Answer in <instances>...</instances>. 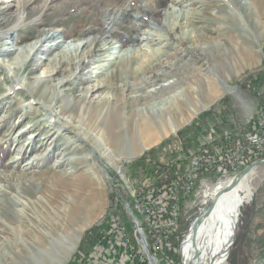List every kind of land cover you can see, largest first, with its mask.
Wrapping results in <instances>:
<instances>
[{"label":"rangeland","instance_id":"374dc122","mask_svg":"<svg viewBox=\"0 0 264 264\" xmlns=\"http://www.w3.org/2000/svg\"><path fill=\"white\" fill-rule=\"evenodd\" d=\"M125 7L127 10L124 11ZM20 12L24 16L23 21L18 19ZM50 34L55 37L39 53L35 49V58L28 62L31 67L18 76L26 77L32 87L42 83L47 76L45 72L49 67L45 60L59 52L55 49L48 53L47 47L50 49L62 42L75 53L81 42L96 43L80 67L74 64L71 69L66 66L59 68L57 74L48 80L50 83L43 87L49 92L42 97V104L39 105L24 89L15 87L14 78L9 73L18 61H24L28 55L21 51L22 48L30 50ZM105 43L110 44L115 55L139 54L143 60H147L145 56L152 58V53L158 52V57L161 54L158 61L171 79L174 75L181 79L189 74L191 76L197 69L219 71L224 57L228 56L233 64L229 82L236 87L238 95L221 93L216 99H209L175 133H169L134 158L118 151H102L104 146L100 140L106 136L100 121H88L86 118L77 123L74 115L76 125L92 130L91 143L78 140L71 129H64L62 125L69 120L72 122L73 118L70 112L66 115L67 99L80 102L87 108V88L99 85L97 94H88V100L96 103L98 96L109 95L108 90L103 88L107 73H97L100 69L96 66L99 64L94 63L100 47ZM245 49L252 50L254 54L240 67L243 62L241 51L245 52ZM225 50H228L227 53ZM0 51L4 53L2 62L6 65L5 71L0 69V223L7 226L12 221L18 226L14 219L16 215L24 229L29 225L36 232L51 231L52 223L63 219L77 194L89 198L91 204L85 207L84 223L88 224L90 217L93 220L81 228L83 236L65 264L71 261L72 264L86 263L87 260L103 264L102 255L106 258L105 263L112 264L117 243L123 244L127 240L131 247L136 248L135 260L141 262L140 256L144 251L137 245L139 235L133 232L132 217L127 209L132 211L131 207L138 202V198L151 201L154 206L148 208L154 213L159 210L160 199H151L152 191H146L153 179H159L153 170L180 160L184 165L189 164L191 159L202 156L204 151L212 152L218 146L216 138L220 142L219 147L239 145L243 148L254 131L256 111L263 110L260 103H264V2L260 5L258 0H15L13 3L0 0ZM160 72L154 73L158 78L157 85L166 80L158 77ZM236 96H242L243 101ZM51 99L56 100L53 101L55 110L63 114L59 125L62 128L56 133L53 126H47L54 122L48 120L44 110V104ZM118 107L127 118L132 114L129 106ZM55 124L58 126V123ZM192 128H197V134L188 137L185 132ZM74 130L80 133L81 127ZM78 146L82 149H77ZM93 151L97 160L87 156ZM39 154L46 158L44 163L35 161V168L25 171L27 161ZM185 154L187 159L182 158ZM261 160L264 159L253 157L237 170L223 166L217 172L212 171L217 170L216 167L210 168L211 172L203 173L196 180L194 193L177 205L179 210L173 213L172 221L164 218L160 223L153 217L150 222L149 216L142 217V223L145 228L148 227L146 232L157 231V225L159 231H163L165 246L168 236L177 233L178 247L174 255L169 258L154 256L156 262L182 264V244L192 240L190 228L216 197L215 194H208V189L233 180L252 163ZM146 164L152 169L151 175V171L145 169ZM254 171L249 181L254 189L253 199L240 208L236 233L221 253L219 264H264V166ZM173 192L175 197L176 191ZM89 207L92 208L90 213L87 212ZM117 224L125 229L124 235L114 232ZM93 228L97 229L102 239L93 248H88L89 240L85 241V238ZM12 233L0 234L1 258L9 255L15 243L16 237ZM25 237L24 233H18L16 240L20 242L17 243H24ZM104 241L110 250L106 254L102 252ZM110 241L111 244L108 243ZM144 262L149 264V261Z\"/></svg>","mask_w":264,"mask_h":264},{"label":"bare ground","instance_id":"6f19581e","mask_svg":"<svg viewBox=\"0 0 264 264\" xmlns=\"http://www.w3.org/2000/svg\"><path fill=\"white\" fill-rule=\"evenodd\" d=\"M14 1L15 0H8V2L11 3ZM258 1L260 5L264 2V0ZM19 3L20 2H18V4ZM22 7L25 8V5ZM125 10H127L126 7L124 11ZM18 19L22 21L24 19L21 12L18 15ZM54 37V34L44 37L39 42L35 43L30 50L22 48L21 51L24 53L27 52L28 55L25 56L24 61H18V63L15 64V68H11L9 73L10 76L14 78V82L16 83L15 87L24 89L31 98L33 97L35 104H42V97L49 92L47 88L43 89V87L48 85V80L57 74L59 68L66 66L67 69H71L74 64L80 67L82 60L89 56L92 52V47L96 43V41H93L91 44H88L89 41L81 42L75 49V53L67 49L66 46H63L62 42L56 43V45L53 47L51 46L50 49L47 47L46 52L48 53L54 52L55 49L59 50V52L55 56L50 57V59L45 60L49 67L45 72L47 76L45 75V79H43L42 83L38 82L36 87H32L29 82L26 81V77L21 78V76H18L20 74L23 75L26 69L31 67L28 62L31 58L32 60L35 58V49H37L39 53L41 49L45 47L44 45ZM252 39L256 41L254 37ZM111 50L109 43L103 44L94 60L95 64H99L96 68L102 70H99L97 73H107V80L103 81L105 82L103 88L108 90L107 92L109 95L98 96L96 103L88 100V94L91 96L97 94L100 87L99 85L97 88H93L92 86L87 88L88 94L85 96L89 104L87 108L84 104L81 105L80 102L76 103L75 100L69 101V99H67L66 115L70 112L69 115H72L73 118L72 122L69 120L65 125H62L64 129H71V132L75 134L78 140L91 143L92 130L80 124L76 125L75 122H73L74 115L77 123L78 121H84L86 118H88V121L93 119L97 120L96 122L100 121L99 125L102 126L103 132L105 130L104 134L106 136V138H101L100 140L104 146V150L102 151L107 150L110 153L118 151L121 154L124 153L129 155L130 158H134L141 151H145L150 146L159 143L160 140L166 138L169 133H175L181 125L189 121L191 116L196 115L200 110L199 107L205 105L209 99L214 100L216 97H219L221 93L231 95L238 93L236 87L234 88L229 82L232 78L230 70L232 72L233 64L231 60H228V56L224 57V62L219 71H207V68H204V70L197 69L191 76L189 74L181 79L178 78L177 75H174L175 77L171 79L168 78L170 74L163 69L160 60L158 61L161 57V54H159L160 56L158 57V52H153L152 58L145 56L147 60H143V57H140L139 54L135 56L129 54H127V56L121 54L115 55ZM227 51L228 50H225L224 52L227 53ZM252 54H254V52L250 49H245V52L241 51L243 62H241L239 66L243 67ZM3 55V51H0V69L5 71L4 66L6 65H3L2 62ZM50 70L51 73H49ZM155 72H160L159 75L157 74L158 77L166 79L164 83H159L157 85L158 78L155 77ZM202 72L204 75H202ZM114 80L117 82H114ZM127 91L129 92L127 93ZM237 98L243 101L242 96H238ZM53 101L56 100L44 104V110L47 112L48 120L54 122L47 126H53V129H56V133L62 128L59 125L61 124L60 116L63 114H59L55 110ZM76 105H78L77 108ZM122 105L129 106L132 110V114H129L128 118L124 116L126 113H124L122 109H118V106ZM55 123H58V126H56ZM78 126L81 127L80 133L74 130ZM72 141L74 143L77 142L76 140ZM77 149L82 148L78 146ZM87 156L96 160L98 159L95 151L91 152V154L88 153ZM32 158L34 161H32ZM32 158L25 164V171H30L35 168V161L44 163L46 160V158L42 157V154L36 157L33 156ZM207 164L208 163L202 164V171L206 170ZM209 165H212V163H209ZM254 174L255 171H252V173L239 182L237 188L222 193V197L220 200H217L211 215L200 225L196 237V246L200 254L199 260H196V251H194L193 248V237L192 240H190L191 242L187 241L189 243L186 242L187 244H182L183 256L186 258V261L190 262L189 264H196L197 262L198 264L220 263L219 259L221 253L224 248L228 246V242L236 233V226L240 217V208L253 199L254 189L249 181ZM108 175L109 174H107V176ZM231 181L232 180H228L218 183L217 186L209 188L208 194L217 195L228 187ZM180 183L178 180L174 183L175 190L177 188L185 190L184 185ZM78 200H81V202ZM72 201H74V204L70 210H66V213L64 215L62 214L63 219L59 218L55 223H52L51 231L36 232L30 228L29 225L24 229L21 220H19L16 215L14 219L16 223H18V226L13 224L12 221H9L7 226H3L2 223H0V234L12 231V234H14L16 238L18 233H24V235H26L24 243L21 245L17 243L19 240L15 238V243L13 242L14 245L11 244V252L9 255L5 258H1L3 256L2 254L0 255V264H65L71 253L75 252L83 236V233L80 232L81 228L85 227V225H89L93 220V218L90 217L88 218V224L87 222L84 223L85 207L91 204L89 198H84L77 194ZM91 211L92 208L89 207L87 212L90 213ZM21 228L24 230H21ZM121 229L122 232H124L125 229L123 227H121ZM13 246L16 247L12 248Z\"/></svg>","mask_w":264,"mask_h":264},{"label":"built area","instance_id":"2783aa9c","mask_svg":"<svg viewBox=\"0 0 264 264\" xmlns=\"http://www.w3.org/2000/svg\"><path fill=\"white\" fill-rule=\"evenodd\" d=\"M255 127L254 131L248 136V143L241 148L239 145H236L234 147H219L220 142H218V139L216 138L215 140L218 143V146L214 147L212 152H209L208 150L204 151L202 156H197L191 159L189 164H186L183 166V170L179 172L176 176H181L182 179V184L185 187V193L186 194H191L194 193V191L197 188L196 180L199 178L200 175H202V169L201 166L202 164L206 163H212V168H217V170H212V171H221V168L223 166L230 167L234 170H237L243 163H249L253 157L259 158V159H264V110L260 109L256 111L255 114ZM215 140H212L215 141ZM204 144V143H203ZM199 154H201L199 152ZM187 159V158H185ZM211 172V171H209ZM173 191H174V180L171 183ZM157 195V194H156ZM161 195H158L157 198H152V195L150 196L151 199H158ZM170 197H168L169 199ZM168 199L166 200L165 197H161L160 201L161 204L158 205L159 210L154 213L151 211L148 207H153V203L151 201H143L137 198L138 202L134 203V210L136 215H134V212L132 211V226H133V232H136V235H139V243L137 245L143 249V251H146V257L144 256V252H142V255L140 256V261L145 264V260L149 264H158L155 260V257L152 255L153 262H151L148 259L147 256V251L151 253V247L153 248L154 251L156 252H162L163 248L165 247V242H164V234L163 231H159V226L157 225V231H147L145 228V224L142 223V217H145L146 215L150 217V222L152 221L151 219L154 217L155 221L156 219L158 220L157 222L162 223V219H164V215L167 212V207H168ZM173 199V197L171 198ZM153 200V201H154ZM141 208H144L143 210ZM148 208V209H147ZM154 215V216H153ZM170 220L171 216V210L170 214L168 215ZM154 221V222H155ZM151 230V229H150ZM111 231V230H110ZM121 235H124V232H122L121 226L117 224L115 226V231ZM126 240V239H125ZM116 242H117V237H116ZM111 244L112 242H108ZM124 245V246H122ZM107 244L102 242V252L103 254L108 253L110 250L106 248ZM115 246H113L114 248ZM116 248V247H115ZM114 248V249H115ZM119 248H125L126 250L125 253L128 255V264H136L135 259L137 258V255L134 253V250L136 249L135 247H131V244L129 240L124 241L123 244L117 243V250H114V259H117V255L119 252ZM101 250V249H99ZM125 255V254H124ZM103 257V264L105 263L106 258L104 255ZM151 262V263H150ZM78 264H96L95 262H92V260H87L86 263L79 262ZM112 264H116L112 261Z\"/></svg>","mask_w":264,"mask_h":264},{"label":"trees","instance_id":"16d2710c","mask_svg":"<svg viewBox=\"0 0 264 264\" xmlns=\"http://www.w3.org/2000/svg\"><path fill=\"white\" fill-rule=\"evenodd\" d=\"M261 108H263L264 110V103H260ZM145 157H143V161ZM181 159V158H180ZM148 160V159H147ZM142 161V162H143ZM147 165V164H146ZM149 165H147L145 167V169L148 171H151V173L149 175L152 174V169L148 168ZM184 163L183 161H176V163L169 164L167 165V167L165 165H160L157 166V171L153 170V173L156 172L157 175H159V179L155 178L152 180V183L149 185V188L146 189L152 191V198H157L158 195H161L160 197H158V199H161V197H165L166 200L168 199V197H170L168 199V207H167V212L164 215L165 219H169V214H170V210H171V216L170 220L172 221V219H174L173 213L179 208L177 207V205H180V201L184 200L188 197H190L193 193L191 194H186L185 190L182 188H177L175 190L174 187V191H176V196L173 197L172 195H175V192H173V188H172V181L174 180V183L178 180V182L180 184H182V179L181 176H176L179 172H181L183 169ZM142 168V167H141ZM212 167H207L206 170H204L202 172L206 173L209 172ZM206 171V172H205ZM147 179H151L150 177H147ZM142 193V192H141ZM141 193H139L140 195H142ZM145 193V192H144ZM157 194V195H156ZM179 196V198H178ZM173 197V199H171ZM178 201V202H177ZM132 211L134 212V215H136L135 210L133 207H131ZM86 240H89V245L88 248H93V246H95V244H97L98 242L101 241L102 237L100 238L99 233L97 232L96 228H93L91 230H89L86 234ZM177 233L175 235H169L168 239H167V245L163 248L162 252H156L153 250V248L151 247V254L155 257H167L169 258V256H173L174 253L176 252V248L178 247V239L176 238ZM134 237V234H133ZM185 240H183L184 242ZM135 262H137V264H143L142 262H139V260L137 259ZM72 264V261L71 263ZM146 264V263H145Z\"/></svg>","mask_w":264,"mask_h":264},{"label":"water","instance_id":"95a60500","mask_svg":"<svg viewBox=\"0 0 264 264\" xmlns=\"http://www.w3.org/2000/svg\"><path fill=\"white\" fill-rule=\"evenodd\" d=\"M260 166H264V160L252 163V165L248 166L242 172L237 174V176L231 181V184L216 195V197L214 198L215 200L212 201L211 205L207 208V211L204 212L202 214V216H200L199 218H197L194 221L192 227L190 228V232L189 233L193 237V248H194V251H196L195 252L196 260L200 259V254H199L197 246H196V237H197V234L199 232V227L203 223V221H205L209 217V215H211V212L214 210V208L216 206V203H217V200H218L217 198H219L222 195V193L228 192V191H232L235 188H237L239 182L244 177L248 176L250 173H252V171L256 170ZM109 178H110V176H109ZM127 212H128V214L130 216L132 215V211H130V209H127ZM147 256H148V259L152 262L153 258H152V255H151V253L149 251H147ZM181 261H182V264H189L190 263V262L186 261V258H184L183 255L181 257ZM196 264H198V262Z\"/></svg>","mask_w":264,"mask_h":264},{"label":"crops","instance_id":"0c3cea01","mask_svg":"<svg viewBox=\"0 0 264 264\" xmlns=\"http://www.w3.org/2000/svg\"><path fill=\"white\" fill-rule=\"evenodd\" d=\"M196 130H197V128H192V129H190V130H187L185 133H187L189 136L188 137H190L192 134H197V133H195L196 132ZM185 133H183V135L185 134ZM182 135V134H181ZM187 136V135H186ZM210 142H212V140L210 141ZM202 146H203V144H202ZM182 158H187L186 157V154H185V156L183 157L182 156ZM211 167L212 165H209V163L207 164V167ZM206 167V168H207ZM205 168V169H206ZM125 248H119V252H118V257H117V259H112V261L114 262V263H116V264H128L127 263V260H128V255H127V253H125ZM125 254V255H124Z\"/></svg>","mask_w":264,"mask_h":264}]
</instances>
